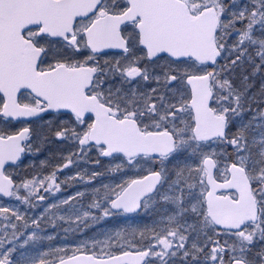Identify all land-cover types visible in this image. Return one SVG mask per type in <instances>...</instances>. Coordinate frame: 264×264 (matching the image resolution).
<instances>
[{"label": "snow or ice", "instance_id": "snow-or-ice-1", "mask_svg": "<svg viewBox=\"0 0 264 264\" xmlns=\"http://www.w3.org/2000/svg\"><path fill=\"white\" fill-rule=\"evenodd\" d=\"M0 264H264V0H0Z\"/></svg>", "mask_w": 264, "mask_h": 264}, {"label": "rangeland", "instance_id": "rangeland-1", "mask_svg": "<svg viewBox=\"0 0 264 264\" xmlns=\"http://www.w3.org/2000/svg\"><path fill=\"white\" fill-rule=\"evenodd\" d=\"M57 243H63V241H58ZM70 243V242H69Z\"/></svg>", "mask_w": 264, "mask_h": 264}]
</instances>
